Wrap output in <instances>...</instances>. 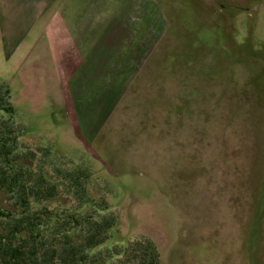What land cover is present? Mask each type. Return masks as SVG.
I'll list each match as a JSON object with an SVG mask.
<instances>
[{"label":"rangeland","instance_id":"obj_1","mask_svg":"<svg viewBox=\"0 0 264 264\" xmlns=\"http://www.w3.org/2000/svg\"><path fill=\"white\" fill-rule=\"evenodd\" d=\"M97 10L90 45L77 29L81 52L65 38L75 51L62 54L53 21L7 58L0 44V151H12L0 162L61 181L38 213L63 221L89 195L124 246L150 239L161 264H264V0ZM7 192L2 210L22 212Z\"/></svg>","mask_w":264,"mask_h":264},{"label":"trees","instance_id":"obj_2","mask_svg":"<svg viewBox=\"0 0 264 264\" xmlns=\"http://www.w3.org/2000/svg\"><path fill=\"white\" fill-rule=\"evenodd\" d=\"M0 122L5 121L0 118ZM0 139L4 147L9 137L2 133ZM11 154L8 146L1 150V161ZM20 168L17 164L0 162V193L12 191L13 201L24 209L16 213L0 207V220L5 218L0 222V264H161L158 248L150 239L129 241L124 246L115 230L118 220L97 215L94 211L102 209L87 194L88 198L82 202L90 207L82 212H69L63 221L56 210L38 213V209H33L34 203L59 195L61 181L52 178L47 168L39 172ZM75 185L70 182L72 188ZM84 203L80 208L85 207Z\"/></svg>","mask_w":264,"mask_h":264},{"label":"crops","instance_id":"obj_3","mask_svg":"<svg viewBox=\"0 0 264 264\" xmlns=\"http://www.w3.org/2000/svg\"><path fill=\"white\" fill-rule=\"evenodd\" d=\"M77 0H0V22L2 28V37H0V44L2 43V50L7 58V51H12L13 47L18 43H23V41L17 40L19 36L27 37L31 35L34 37H41V35H48V29L51 27V23L54 27L51 29L57 28L59 25L60 33L62 38L59 41L53 42L57 43L58 48L62 50V54L68 55V53L75 51V48L72 49L67 47L66 44L62 43V40L67 38L68 44H75L77 52L79 50V42L82 40L79 37L77 29L84 30L83 42L85 45L91 41L85 33L84 25H91L92 30H97L94 24H97L99 14L97 13L98 6L101 4L97 2L96 4H90V1H85L83 9L80 8L79 3H76ZM72 3L75 8L72 9ZM102 6V5H101ZM11 14L16 16L15 18H10ZM46 16V19L44 18ZM50 26V27H49ZM13 31L17 36H12ZM8 33V37L4 34ZM97 33V32H96ZM96 33H93L94 36ZM5 35V37H4ZM49 36V35H48ZM93 36V37H94ZM2 38V40H1ZM50 45L53 48L51 39ZM22 41V42H21ZM21 42V43H20ZM64 44L63 46L59 44ZM72 46V45H71ZM9 57V56H8ZM69 66L72 67L70 60L68 59Z\"/></svg>","mask_w":264,"mask_h":264}]
</instances>
